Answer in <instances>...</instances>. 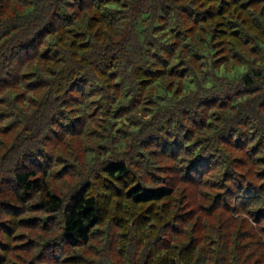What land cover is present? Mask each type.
<instances>
[{"label":"clouds","instance_id":"9594fccd","mask_svg":"<svg viewBox=\"0 0 264 264\" xmlns=\"http://www.w3.org/2000/svg\"><path fill=\"white\" fill-rule=\"evenodd\" d=\"M5 200L16 264H264V0H0Z\"/></svg>","mask_w":264,"mask_h":264},{"label":"rangeland","instance_id":"374dc122","mask_svg":"<svg viewBox=\"0 0 264 264\" xmlns=\"http://www.w3.org/2000/svg\"><path fill=\"white\" fill-rule=\"evenodd\" d=\"M35 207L36 205H33L31 207L32 214L21 213L20 210L17 209L19 211L16 213V215L14 214V216H11L10 218L16 216H20L21 218L17 223V225L11 229V231L9 230L8 227V225L11 223V220L9 219V220L1 221L2 222L1 227L4 226V232H5L4 238H7L8 236H13V239L17 241H23L24 238L28 236L30 233V230L27 228L26 224L29 223V221L36 222L42 219V217L39 215L40 209ZM13 233H15V235H13ZM29 241L30 240H28L27 243H17L15 245H9L7 243H3L2 241L4 248H6L7 250V261L9 262L8 264H16V261L18 259H23L22 254H26L24 247L29 243ZM35 245H36V241H35Z\"/></svg>","mask_w":264,"mask_h":264},{"label":"trees","instance_id":"16d2710c","mask_svg":"<svg viewBox=\"0 0 264 264\" xmlns=\"http://www.w3.org/2000/svg\"><path fill=\"white\" fill-rule=\"evenodd\" d=\"M72 29L71 27H69V33H71ZM220 31L221 33H224V29L222 27H220ZM49 37H51L52 33L48 34ZM26 75H32V73H26ZM203 162H201L202 164ZM121 174H123V172H121ZM153 191H156V190H153ZM133 196H139L141 195V191H136V192H133L132 193ZM167 195V194H165ZM160 198H163V197H160ZM147 201L145 200H140V201H136V203H146ZM0 215L2 216H5V217H11V216H14V214L16 215V213L19 211L17 210V206L15 204H11L9 203L7 200L5 201H0ZM81 203L83 204V201H81ZM33 206V205H32ZM89 211L87 212V216L89 219L92 218V216L94 215L93 211H91L93 209V205L92 204H86L84 205ZM35 208H38L37 206ZM39 209V208H38ZM1 221H0V235H2L3 237L5 236V232H4V226L1 227ZM98 223V222H97ZM27 228L30 230V233H34L36 231H38V228L35 224V222L33 221H29V223L26 224ZM35 241H36V244L38 243L37 240H34V239H31L29 241V243L27 245H25L24 249H25V253L28 255V254H31L32 251H34L35 249ZM31 245V247H30ZM74 247L76 245H73ZM42 257H43V254L42 253H38L37 256H36V259L37 260H41L42 261V264H46V258L42 260ZM66 260H73L74 257H65ZM9 262L7 261V250L6 248H4L3 244H2V241H0V264H8ZM29 264H31V261H29Z\"/></svg>","mask_w":264,"mask_h":264}]
</instances>
